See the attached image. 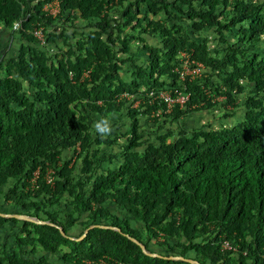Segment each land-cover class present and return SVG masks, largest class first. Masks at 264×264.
I'll return each instance as SVG.
<instances>
[{
    "label": "trees",
    "instance_id": "16d2710c",
    "mask_svg": "<svg viewBox=\"0 0 264 264\" xmlns=\"http://www.w3.org/2000/svg\"><path fill=\"white\" fill-rule=\"evenodd\" d=\"M44 1L0 0V26L20 40L0 57V199L6 212L43 220L0 211V226H16L11 243H0V264H55L36 248L65 264H193L167 254L264 264V0H56L54 15L39 8ZM73 18L86 23L77 30ZM34 24L50 25L42 43ZM204 30L223 45L209 49L207 36L196 37ZM55 37L66 51L49 53ZM133 38L145 54L139 63L122 55ZM180 51L202 64L198 76L178 78ZM126 60L128 79L119 72ZM160 89L187 98L166 107ZM218 102L240 105V117L179 124ZM121 110L125 130L88 131L93 118ZM118 137L117 151L101 150Z\"/></svg>",
    "mask_w": 264,
    "mask_h": 264
},
{
    "label": "rangeland",
    "instance_id": "374dc122",
    "mask_svg": "<svg viewBox=\"0 0 264 264\" xmlns=\"http://www.w3.org/2000/svg\"><path fill=\"white\" fill-rule=\"evenodd\" d=\"M36 0H33V2H35ZM50 2L51 4H53L54 6L57 7L56 4V0H47V2ZM45 1L43 3H41L40 5V9L43 11V5H44ZM140 6H142V3H140ZM77 20V21H76ZM74 24L76 25V29H80V27H82V25L84 23H86L85 21L81 20V19H77V18H73L71 20ZM15 24V23H14ZM13 24V25H14ZM69 25V24H67ZM42 29L44 28V31H46L47 29H50V25L48 24H44L41 25ZM73 26H67L66 27V33H67V39L70 41H73ZM31 31V28H30ZM32 34V31L30 32ZM225 37L227 39L228 42H233V41H237L235 38L234 34H228L225 33ZM143 35V34H142ZM200 36H207L209 38V49L211 47H221L223 45V43H219L218 39H217V35L214 34L213 31L211 30H204L201 31L199 33L196 34V37L199 38ZM144 39L147 42H152L154 43V41H156L155 38L150 37L149 35H145L144 34ZM36 39V38H35ZM136 38L133 39H129L128 41V48L126 50L125 53H122V55H130L133 57V61L136 63H139V61H141V59H144L145 54L144 51L142 49L139 48V45L141 43L140 40H138L136 42ZM37 41V40H36ZM20 42V40L18 39V33L10 30L8 28L2 27L0 26V51L3 49V51L0 53V57H4V56H8L11 54H14L17 48V44ZM40 43V42H38ZM258 43V42H257ZM264 42L259 41V45L257 46V48L263 50L264 49ZM53 45V46H52ZM45 47V46H44ZM43 47V48H44ZM64 50L66 51V45H65V41H63L61 38L59 37H55L54 39V43L51 44V47H48V51L49 53H53V52H58L60 50ZM202 64H201V69H200V73L202 71ZM133 67L129 64V60L124 61L120 67H119V72L121 73V76L123 78H131V71H132ZM199 73V74H200ZM1 75V72H0ZM246 90V88L244 89ZM222 97V96H221ZM220 96H217L216 99H220ZM219 100V101H220ZM231 109H234L233 111ZM242 110L240 105H238L237 107H232L228 104H224V103H220L218 102V104L213 105L212 107L208 108V109H203L200 111H191L186 113L184 116H181L179 119V124L181 125V127H186V128H190V127H196V126H200L202 124H206V125H210V126H215L218 125L220 123H225V124H229V123H233L235 122L241 115ZM139 118V124L144 125L145 123H147V125L150 123V121L148 120V122L146 120H144V118H142L141 115H137ZM109 123H110V127H111V132L108 134V136H113V132H117V131H123L126 129L127 124H128V117L126 115V113L121 110L118 111L112 115H109L108 118H106ZM100 120L99 118L95 117L93 118L89 124H88V131L91 132V134H93V132L95 131L93 124L94 122ZM206 127V126H205ZM147 131V130H145ZM174 134V133H173ZM117 145H113V146H102L101 150H109V151H117L119 149V145L123 142V137H118L117 138ZM100 150V151H101ZM115 211V209H113ZM0 211H12L11 208L9 206H7V204L5 205L4 203H2L1 199H0ZM10 213H14V212H10ZM32 217V216H31ZM34 218V217H32ZM132 223V222H131ZM79 225L78 224H74L69 230V234H76L79 231ZM16 226L14 225V223L10 222V221H6L4 222L1 226H0V243L4 241V244L7 245L9 243H11L12 241V233L15 231ZM150 249L154 250L155 246L149 244ZM34 255H39V254H44L45 257L49 260H51L52 262H54L55 264H65L64 262H62L59 258H57L55 255H48L42 252V250L37 249L34 250L32 252Z\"/></svg>",
    "mask_w": 264,
    "mask_h": 264
},
{
    "label": "built area",
    "instance_id": "2783aa9c",
    "mask_svg": "<svg viewBox=\"0 0 264 264\" xmlns=\"http://www.w3.org/2000/svg\"><path fill=\"white\" fill-rule=\"evenodd\" d=\"M57 4V2H56ZM43 11L46 14L54 15L57 11L56 6L51 4L49 1L45 2L43 5ZM32 35L36 38V40L40 43L43 42V29L41 25H32L31 27ZM181 60L179 63V67H174L178 78L184 79V78H193L199 75L200 69H201V63L199 61H195L192 59H188L187 55L184 51H180ZM173 95L169 94V91L166 89H160L156 92V96L164 100L166 107L169 106V104L172 101H176L179 104L182 103L187 98V93L178 89H173ZM119 96L129 97V95L125 92L119 93ZM148 97H153L154 92L152 90L147 91ZM136 98H134L132 105L136 103ZM158 112V109H156L155 113ZM34 174V172H33ZM45 181H50V177L48 175L45 176ZM222 247H228V244L226 241L222 242Z\"/></svg>",
    "mask_w": 264,
    "mask_h": 264
},
{
    "label": "water",
    "instance_id": "95a60500",
    "mask_svg": "<svg viewBox=\"0 0 264 264\" xmlns=\"http://www.w3.org/2000/svg\"><path fill=\"white\" fill-rule=\"evenodd\" d=\"M0 213H1V212H0ZM1 214H4V215H12V216H15V217L25 218V219H29V220H33V221H37V222H43V220H38V219L32 218L31 216H28V215H25V214H22V213H10V212H6V213H1ZM91 226H93V224H89V225H87V226L83 229V231L81 232V234H80L79 236L75 237V238L77 239V238L81 237V236L83 235V233L86 231V229H87L88 227H91ZM101 226H109V227H111V228H114V229H116V230H119L118 227H114V226H111V225H105V224L102 225V224H101ZM57 228H58V230L60 231V233H62L61 228H60L59 226H58ZM128 238L131 239L133 242H135L145 254H148V255H161V254L156 253V252H154V251H148V250H146V249L143 247L142 243H140L139 241H137V240L134 239L133 237L128 236ZM161 256H163V257H168V258H183V259H185V260H187V261H189V262H191V263H193V264H201V263L197 262L195 259H192V258H189V257H183V256L176 255V254H167V255H161Z\"/></svg>",
    "mask_w": 264,
    "mask_h": 264
},
{
    "label": "clouds",
    "instance_id": "9594fccd",
    "mask_svg": "<svg viewBox=\"0 0 264 264\" xmlns=\"http://www.w3.org/2000/svg\"><path fill=\"white\" fill-rule=\"evenodd\" d=\"M93 127L101 136H106L111 132L110 123L106 118H102L101 120L94 122Z\"/></svg>",
    "mask_w": 264,
    "mask_h": 264
}]
</instances>
